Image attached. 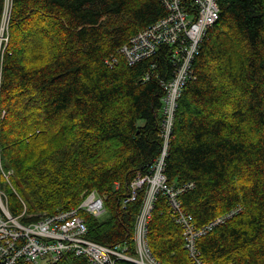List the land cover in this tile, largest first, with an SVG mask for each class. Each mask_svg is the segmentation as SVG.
Instances as JSON below:
<instances>
[{
  "label": "trees",
  "instance_id": "16d2710c",
  "mask_svg": "<svg viewBox=\"0 0 264 264\" xmlns=\"http://www.w3.org/2000/svg\"><path fill=\"white\" fill-rule=\"evenodd\" d=\"M219 4L179 99L165 172L168 185L194 182L181 200L197 226L243 206L198 240L206 263L264 264V0ZM13 6L0 124L2 163L13 170L11 185L1 182L9 208L20 214L22 198L31 214L22 220H39L77 207L96 190L106 196L108 216L80 211L87 237L133 249L143 193L125 199L163 147V83L173 77L176 45L163 44L134 64L122 55L112 63L111 56L167 10L161 0ZM149 243L162 264H194L164 194ZM54 264L88 263L70 252Z\"/></svg>",
  "mask_w": 264,
  "mask_h": 264
},
{
  "label": "built area",
  "instance_id": "2783aa9c",
  "mask_svg": "<svg viewBox=\"0 0 264 264\" xmlns=\"http://www.w3.org/2000/svg\"><path fill=\"white\" fill-rule=\"evenodd\" d=\"M167 10L165 16L139 31L124 44L118 55L111 56L118 64L122 55L129 64L154 55L163 44L176 45L173 53L175 70L173 77L164 82L163 118L160 135L163 147L152 161L148 172L140 173L130 184L131 193L125 202L135 201L143 193L141 209L134 229V248L128 244L108 246L87 237V224L80 211H89L100 218L107 212L106 196L96 190L87 191L81 203L72 209L39 220L24 222L28 206L20 214H14L8 203V194L2 181L11 185L13 170L6 169L1 159L0 146V264H54L66 253L86 258L88 264H118L121 259L137 264H162L154 256L149 243V223L159 194H164L172 208L176 223L182 228L184 246L194 264H208L201 256L198 240L239 213L243 206L233 208L211 222L197 226L193 214L188 212L181 195L194 188V182L168 185L165 172L179 99L189 79L193 78V60L207 30L219 19V0H161ZM14 0H4L0 15V124L6 111L1 105L3 67L8 53ZM150 75L147 74L146 78ZM1 136V126H0Z\"/></svg>",
  "mask_w": 264,
  "mask_h": 264
},
{
  "label": "rangeland",
  "instance_id": "374dc122",
  "mask_svg": "<svg viewBox=\"0 0 264 264\" xmlns=\"http://www.w3.org/2000/svg\"><path fill=\"white\" fill-rule=\"evenodd\" d=\"M10 41H11V33H10ZM10 41H9V43H10ZM86 193H84L83 194V196L85 195ZM22 205H23V203H22ZM23 207H24V205H23ZM23 210V209H22ZM108 213L106 212L102 217H101V219H105L108 215H107Z\"/></svg>",
  "mask_w": 264,
  "mask_h": 264
},
{
  "label": "bare ground",
  "instance_id": "6f19581e",
  "mask_svg": "<svg viewBox=\"0 0 264 264\" xmlns=\"http://www.w3.org/2000/svg\"><path fill=\"white\" fill-rule=\"evenodd\" d=\"M129 41H130V40H129ZM86 212H87V211H86ZM88 213L92 214V213H91V212H89V211H88ZM92 215H94V214H92Z\"/></svg>",
  "mask_w": 264,
  "mask_h": 264
}]
</instances>
